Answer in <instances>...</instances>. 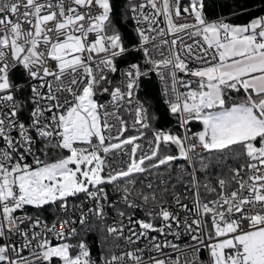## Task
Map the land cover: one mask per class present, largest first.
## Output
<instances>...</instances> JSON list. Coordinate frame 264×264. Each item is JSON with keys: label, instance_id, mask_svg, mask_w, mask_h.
Listing matches in <instances>:
<instances>
[{"label": "snow or ice", "instance_id": "1", "mask_svg": "<svg viewBox=\"0 0 264 264\" xmlns=\"http://www.w3.org/2000/svg\"><path fill=\"white\" fill-rule=\"evenodd\" d=\"M72 5L76 7L66 10L64 0H0V238L4 240L0 264H53L54 258L56 264H199L196 254L201 248L208 250L209 264H264V17L233 25L222 19L209 22L203 0H189L183 7L181 0H128L129 10L139 13L132 17L136 23L142 17L149 24L147 30L136 28L138 43L128 48L110 18V0H72ZM146 7L151 11L145 12ZM78 8H87V12ZM161 16L166 27H159L156 18ZM189 18L194 22H176ZM169 36L170 40L165 38ZM184 36L192 43H186ZM158 38L159 44L152 47L161 59H155L147 46ZM163 46L169 47V55L161 51ZM133 52H142L144 63L162 81L170 78L165 102L184 129L183 136L154 131L149 153L139 157L136 141L140 136L122 138L126 123L117 109L122 102L133 103L139 80L147 72L141 71L140 64L130 63L118 84L107 75L118 70V57ZM193 58L196 66H190ZM18 68L26 77L24 85L12 79ZM178 73L190 79L183 80ZM178 85L186 91H178ZM25 86L30 87L27 99L32 104L27 123L20 119L26 102L16 97ZM241 90L242 99L232 100L231 93ZM97 92L110 95L113 111L97 102ZM137 104L135 124L148 128V110L138 100ZM111 118L120 123L116 136L111 135L115 127L109 123ZM190 121H198L201 130L190 132ZM37 142L43 147L35 149ZM171 145L178 155L170 154ZM121 153L129 157L126 167L121 166L122 159L115 160ZM29 156L31 164L26 162ZM198 158L200 171L208 170L213 158L217 164L228 159L242 162L218 174L215 184L206 181L202 185L194 163ZM178 159L193 166L191 173H185L191 176L193 207L174 197L176 205L188 213L183 220L165 207L168 179L159 171ZM150 170H156L163 186L159 196L133 187L138 183L135 175ZM106 185L121 193L120 201L127 209L144 208L147 217L134 220V213L118 209L120 224L108 225V236L135 245L149 232L179 240L183 228L194 243L182 249L153 236L146 249L120 254L109 249L99 261L93 260L84 239L71 241L80 235L77 220L82 229L87 225L91 231L89 214L104 222L106 206H115L108 199ZM147 187L152 189V183ZM201 187L209 194L207 198H202ZM81 195L84 200L68 215L69 198ZM85 202L92 204L87 211ZM26 206L40 211L52 208L54 219L49 224L39 216L16 214ZM77 208L80 214L74 218ZM125 219L131 227L124 224ZM22 225L30 226L31 234ZM125 228L130 233L127 236ZM14 235L22 238L19 246L12 240ZM53 239L59 243L53 244ZM165 248H171L175 258ZM145 251L158 255L145 260Z\"/></svg>", "mask_w": 264, "mask_h": 264}, {"label": "trees", "instance_id": "2", "mask_svg": "<svg viewBox=\"0 0 264 264\" xmlns=\"http://www.w3.org/2000/svg\"><path fill=\"white\" fill-rule=\"evenodd\" d=\"M138 0H134L137 2ZM113 11L110 14V18L117 30L123 36L125 46L130 48L138 42V36L136 33V26L130 19L128 0H110ZM204 3V15L207 20H218L221 16L232 14L226 19L227 22L235 24H248L251 20L264 16V0H203ZM116 66L121 64L138 63L141 65V71L147 72L146 76H142L139 80V87L136 90V98L144 104L147 108L149 124L148 128L132 129L126 117H123V121L126 123V131L123 133V137L134 136L136 134L143 133V137L152 138L154 131H165L173 134L181 135V131L178 125V118L173 116L168 110V105L164 100L160 79L157 72L146 70L149 65L144 63L142 52H133V54L126 56L125 58L118 57L115 61ZM16 80H21V71L18 68L16 71ZM14 74V73H13ZM179 78L183 80L190 79L179 73ZM108 79L115 84L116 73L110 72ZM186 89L182 88L184 92ZM244 93L241 90L240 93H231V99L239 102ZM190 132H198L201 130L202 125L198 121H190L188 124ZM37 148L43 147L41 143H37ZM176 146L171 145L168 149L170 154H175ZM42 155V154H41ZM203 156L207 157L208 154L204 153ZM179 160L173 161L170 168H164L163 166L159 170L168 179V191H175L181 185V181L186 178L183 174L181 165H178ZM242 161H235L228 159L223 164H217L215 158L212 159V164L206 171H200L199 158L194 162L197 170V176L200 178L201 183L203 181H216V176L222 171L227 172L228 167L238 166ZM150 175L155 177L156 170H150ZM71 199V198H69ZM69 201V200H68ZM24 211L30 213L33 216H39L46 222H51L54 219L52 208H46L44 211L37 209L27 208ZM89 224L93 225L91 231L81 229L80 235L73 239L71 242L76 243L80 239H84L90 249L91 257L93 260L99 261L102 254L108 252L109 249L113 252H118L119 248L115 247L116 241L112 236H108L106 226L100 222L91 221Z\"/></svg>", "mask_w": 264, "mask_h": 264}, {"label": "built area", "instance_id": "3", "mask_svg": "<svg viewBox=\"0 0 264 264\" xmlns=\"http://www.w3.org/2000/svg\"><path fill=\"white\" fill-rule=\"evenodd\" d=\"M40 2L43 3L44 0H40ZM53 2L55 3V0H53ZM139 2H140V0H138L136 3H139ZM185 3L188 4L189 0H181V6L182 7L186 5ZM64 4H65V9L66 10H67V8L69 6L76 7L75 5H72V0H64ZM78 10L80 12H87V8H78ZM23 11H24V9L21 8L20 9V15H22ZM144 11L145 12H149V11H151V9L146 7L144 9ZM133 15L139 16V13L134 14L131 11L129 12L130 19L133 22V24L136 26V28L137 27H141V28H144L146 30L149 28V24L146 21H144L142 17H140L141 23L138 25L136 23V21L132 18ZM12 19L16 20L17 17L13 16ZM156 19H157V21H159V27H166L165 21H164L162 16L161 17H157ZM176 22L177 23H183V22L192 23L194 21H192L189 18L187 21H185V20H177ZM85 23H87V22H85ZM156 26L157 25H152V27H156ZM28 27H29V25H27V24L24 25L25 29H27ZM0 34H2V33H0ZM146 34H148L150 36H154L155 35L154 32H148V31H146ZM181 35H183V34L181 33ZM89 36H90V39H94L95 38V34L94 33H90ZM165 38L170 40L172 37L169 36V37H165ZM184 40H185L186 43H192V40L188 39L187 36H184ZM153 43L159 44V38L157 40H155V41L150 42L147 46H148L150 52L152 53V55H153V57L155 59H161L162 57L159 55V52L156 49H153V47H152ZM136 44H134L133 46H135ZM133 46L130 47V48H133ZM161 51H163L165 56L169 55V47L168 46H163L161 48ZM195 54H197V50L194 48V55ZM128 65L129 64H121V65L117 66L118 70L115 72L116 73L115 84H118L123 79L122 73H123L124 70L127 69ZM190 66H196L195 63H194V58H193V62L190 64ZM150 69H151V65H149V67L146 70H150ZM20 71H21L22 79L21 80H16L14 82L16 84H18V85H24L26 77H25V75L23 73V70L20 69ZM109 73L110 72H108L107 75ZM165 76L167 78V73L166 72H165ZM158 77L160 79V84H161L163 97H164V100L166 101L167 97L165 96V89L166 88L170 89L171 80H170V78H168L166 80V82H165V81L161 80L160 75H158ZM178 77H179V73H178ZM33 83H35V82H33ZM105 86L107 87L108 85L106 84ZM177 90L180 91V92H183L182 91V87H180L179 85L177 86ZM29 96H30V87H27V86H25L22 91L16 93L17 100H20L22 102H26L25 103V109L21 110V116H20V119L24 120L26 123L28 122V119H29V111L28 110H30L31 107H32L31 102L28 101V99H27ZM95 99L97 100L98 103L107 105L108 106V111H110V112L113 111V107L111 106V97H110V95L108 93L97 92V95H96ZM137 100L138 99L136 98V95H135V97L133 99V103L131 105H129L126 102H122L121 106L117 109L119 116L122 119H123V117H126L127 120H128V123L130 124V127L132 129H137V128L141 127L139 124H135V119H136L135 109H136V107L139 106L137 104ZM109 123L115 125V127L111 130V135L112 136H116L117 135V129L120 127V123L115 118L109 119ZM178 125H179V120H178ZM179 128H180V131H181V136H183L184 135V129H182L180 127V125H179ZM13 135H15V133H13ZM33 135L35 136V133H33ZM134 136H140V139L136 141V143L140 145V148L138 150L137 156L139 157V156L148 154L149 150H150L149 141L153 140V138H146V137L141 136V134H136ZM128 137H130V136H128ZM122 138H124V137H122ZM125 138H127V137H125ZM37 143H39V142H37ZM36 145H35V149H38ZM127 151L128 152L131 151V146L127 147ZM202 154H204V153H202ZM174 155H178L177 150H176ZM121 159L125 162L121 166L122 167H126V163L128 162L129 157L128 156H124L122 153L121 154H117L115 156V160L116 161H119ZM108 160H109L110 163H112L113 162V156L110 155L108 157ZM178 160H179L178 161L179 162L178 165H181L182 170L184 172L183 174L186 176V178L181 181L180 187L178 189H176L175 191L163 192V186L159 184V181L156 180L155 177L150 175V172L149 173H143V174H136L134 178L138 181V183L136 185H134L133 187L136 188V189H142L145 193H150L152 191H155L157 196H159L163 192L164 198L168 201V203L165 204V207H169L171 211L178 213L180 218H181V220H183V218L186 215H188V213L184 212L183 210H181L176 205L174 197H179L181 203L188 205L189 208L193 207L194 190L191 189V184H190L191 176L185 174V173H191L193 171V166H192V163H190L187 160H184V159H178ZM26 162L31 164L32 163V158L30 156L27 157ZM115 166H116V164L113 163V167H115ZM107 171H108V169H105V172H107ZM244 179H247V176H244ZM206 181H208V180H206ZM206 181H203L201 184L203 185V183L206 182ZM140 182H142V183H140ZM149 182L152 183V189H149L147 187ZM211 182L213 184L216 183V181H211ZM105 187H106V192L108 194L109 201L115 206L111 207V208H107V206H106L105 220H104V222H100L101 224L105 225L106 227L108 225L115 224L118 227L119 224H120V218L117 216V210L118 209L119 210H125V211L129 212L130 214L134 213L133 214V219L134 220L135 219H145V220L147 219V217L145 216V209L144 208H137V209H134V210L127 209L126 205H124L120 201L121 193L116 192L112 185H106ZM200 193H201L202 198H207L208 195H209L203 187L200 188ZM83 200H84V197L82 195H81V197L79 199H77V198L69 199V201H68V205H69L68 215H73V206L74 205H79ZM136 203L139 204V203H141V201L137 199ZM90 207H92V204L85 202L84 211H87V209L90 208ZM146 207H152V205H148ZM27 208H32V207L31 206H26L25 209H27ZM16 214L19 215V216L27 215V216H32L33 218L37 217V216H33L30 213L24 211V209L18 211ZM79 214H80V209L77 208L75 213H74V218H78ZM91 221H96L97 222L96 218L94 216H92L91 214H89V222H91ZM51 222H47V223L50 224ZM210 222L211 221H210V218H209V221H208L209 225H210ZM159 223H160V221L157 220L156 221L157 226H159ZM124 224L128 225V227L132 226V225L128 224L127 219L124 220ZM21 227L22 228L28 227L29 228V234H31V231H33V229H31L30 226H28V225H22ZM75 227H77L79 232L82 229L81 226L78 223V220H77V224L75 225ZM87 227L88 226L86 225V226H84L83 229H86ZM135 227H136L137 231H139V226L135 225ZM40 230H41L40 228L34 229V231H40ZM59 230H60L59 229V225H57V231H59ZM179 231L181 233V238L179 240H177L172 235H168L167 237H165V236H163V235H161L160 233H157V232H149L148 233V237H141V239L138 240L135 245L126 244L123 238H120L119 240L115 239V237H113V236H112V238L116 241V244L120 245L119 251L117 252V254H120V252H122V251L133 250L134 248L146 249L147 247L150 246V239L153 236H155L157 241H160V242H163L165 239H167L168 241H171V242H173L175 244H178L182 249L184 248L185 244L194 243L191 240V236L189 234L184 233L183 228L179 229ZM129 234L130 233L127 231V228H125L124 236H127ZM133 239L135 240V237H133ZM12 240L16 243L17 246H19V244L22 243V238L20 236H18V235L12 236ZM2 243H4V240L2 238H0V244H2ZM52 243L56 244V243H59V241L53 239ZM164 251L170 253L173 258H175V256L177 255L176 253H174L172 251L171 248H165ZM184 251L185 252H191L190 249H184ZM23 255H26V256L28 255V250L27 249L24 250ZM150 255H158V254L155 253V252L149 253V252L145 251L144 252V259L147 260ZM196 255L198 257L199 264H209V253H208V250L206 248H201L200 251ZM53 264H56L55 258L53 259Z\"/></svg>", "mask_w": 264, "mask_h": 264}, {"label": "crops", "instance_id": "4", "mask_svg": "<svg viewBox=\"0 0 264 264\" xmlns=\"http://www.w3.org/2000/svg\"><path fill=\"white\" fill-rule=\"evenodd\" d=\"M186 5H187V3H185ZM232 14H228V15H224V16H221L218 20H224L225 22H227L226 21V19H228V17L229 16H231ZM259 17H264L263 15L262 16H259ZM259 17H257V18H259ZM209 22H212V21H216V19H214V20H208ZM227 23H230V24H233V25H246V24H235V23H231V22H227ZM186 91V90H185Z\"/></svg>", "mask_w": 264, "mask_h": 264}, {"label": "rangeland", "instance_id": "5", "mask_svg": "<svg viewBox=\"0 0 264 264\" xmlns=\"http://www.w3.org/2000/svg\"><path fill=\"white\" fill-rule=\"evenodd\" d=\"M16 72H14V74H13V76H12V79H13V81H16ZM152 138H154V137H152Z\"/></svg>", "mask_w": 264, "mask_h": 264}]
</instances>
